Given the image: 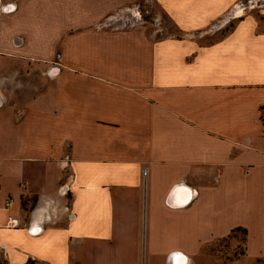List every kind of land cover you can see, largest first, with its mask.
Here are the masks:
<instances>
[{
	"label": "crops",
	"instance_id": "obj_1",
	"mask_svg": "<svg viewBox=\"0 0 264 264\" xmlns=\"http://www.w3.org/2000/svg\"><path fill=\"white\" fill-rule=\"evenodd\" d=\"M146 1L179 35L112 25ZM256 4L0 0V264H264V224H228L264 214ZM236 227L245 253L202 250Z\"/></svg>",
	"mask_w": 264,
	"mask_h": 264
},
{
	"label": "rangeland",
	"instance_id": "obj_2",
	"mask_svg": "<svg viewBox=\"0 0 264 264\" xmlns=\"http://www.w3.org/2000/svg\"><path fill=\"white\" fill-rule=\"evenodd\" d=\"M254 4L263 6L264 3L259 0H250ZM143 23V24H142ZM228 23L222 28L223 24H214V30L232 29L233 23ZM113 26L128 28L133 25H146L150 31L157 32V37L179 35L178 28L173 22L160 10L152 1L141 2L139 5L131 6L119 12V16L113 19ZM242 189V185L237 183L228 184L230 195H236ZM235 200L228 205V224L244 222L252 228L253 233L258 234V229L264 224V214L243 210L239 205L236 206ZM242 227L234 228L224 238H217L208 232H201L202 250L209 252L223 260L235 259L245 253L247 236L244 234ZM217 232V231H216ZM221 232H218V234Z\"/></svg>",
	"mask_w": 264,
	"mask_h": 264
},
{
	"label": "built area",
	"instance_id": "obj_3",
	"mask_svg": "<svg viewBox=\"0 0 264 264\" xmlns=\"http://www.w3.org/2000/svg\"><path fill=\"white\" fill-rule=\"evenodd\" d=\"M13 201H14L13 198H8V200H7V205H8V206L11 205V204L13 203ZM9 225H10L11 227H17V226L19 225V222H18V220H13V219H11V220H9Z\"/></svg>",
	"mask_w": 264,
	"mask_h": 264
},
{
	"label": "trees",
	"instance_id": "obj_4",
	"mask_svg": "<svg viewBox=\"0 0 264 264\" xmlns=\"http://www.w3.org/2000/svg\"><path fill=\"white\" fill-rule=\"evenodd\" d=\"M244 234L247 236L248 232L246 229H243Z\"/></svg>",
	"mask_w": 264,
	"mask_h": 264
},
{
	"label": "bare ground",
	"instance_id": "obj_5",
	"mask_svg": "<svg viewBox=\"0 0 264 264\" xmlns=\"http://www.w3.org/2000/svg\"><path fill=\"white\" fill-rule=\"evenodd\" d=\"M182 189H184V188H178V190H177V191H179V190H182ZM181 264H184V262H183V263H181Z\"/></svg>",
	"mask_w": 264,
	"mask_h": 264
}]
</instances>
